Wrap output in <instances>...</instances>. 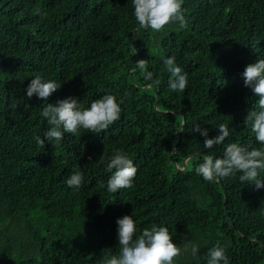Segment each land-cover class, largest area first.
<instances>
[{
    "label": "trees",
    "instance_id": "trees-1",
    "mask_svg": "<svg viewBox=\"0 0 264 264\" xmlns=\"http://www.w3.org/2000/svg\"><path fill=\"white\" fill-rule=\"evenodd\" d=\"M182 13L187 28L153 32L139 26L132 0H0V264H102L120 254L125 215L137 237L155 224L182 249L198 246L174 264H208L218 244L229 264H264V188L240 173L210 182L195 171L203 155L223 158L229 143L264 149L245 124L260 109L243 77L264 59V0H182ZM167 57L187 73L184 92L169 87ZM36 76L61 87L46 101L28 98ZM105 94L123 99L107 130L35 142L51 127L48 103L75 97L83 109ZM196 123L207 138L221 123L230 135L205 149ZM117 151L137 173L131 188L110 193L106 165ZM76 171L79 190L66 183Z\"/></svg>",
    "mask_w": 264,
    "mask_h": 264
},
{
    "label": "clouds",
    "instance_id": "clouds-1",
    "mask_svg": "<svg viewBox=\"0 0 264 264\" xmlns=\"http://www.w3.org/2000/svg\"><path fill=\"white\" fill-rule=\"evenodd\" d=\"M134 15L139 26L160 32L166 26L178 23L180 29L187 28V21L182 13V0H132ZM133 47L132 55L136 53ZM166 70L171 74L169 87L175 92H184L188 86V76L180 66L175 63L174 57L164 59ZM139 69L147 67V60L136 61ZM244 84L250 87L255 96L259 97V111L252 110L248 113L245 124L251 123V131L255 139L264 144V59H259L254 64L246 66L243 73ZM151 78V73H147ZM159 83V81H157ZM61 87L55 81H45L40 76L31 80L27 87L26 95L31 98L34 94L47 100ZM112 94H105L94 100L89 108H81L79 99L68 97L58 101L56 105L48 103L43 108L42 116L47 119L51 127L44 133V138L34 137L35 142L44 146L46 141L59 144L65 133L77 134L82 128L85 131L99 135L121 118V104ZM220 134L215 138L208 137V129L201 128L200 123L194 124L191 131L199 132L206 139L205 149H212L214 145H221L228 138L229 127L223 123L217 126ZM106 170L112 172L107 181V191L116 193L123 188H131L137 169L133 160L126 153L117 151L106 165ZM114 170V171H113ZM259 170H264V149L251 148L229 143L224 148L223 158H214L212 155H203V162L195 168L197 174L202 175L206 181L220 182L225 178L234 177L238 173L239 180L247 184H255L257 189L264 188V179L259 178ZM67 186L79 190L83 184V175L74 172L66 181ZM118 240L120 254L105 257L102 264H174V260L187 253L189 248L192 256H196L198 246L189 242L183 249L172 240V234L166 226L152 225L144 228L136 236V223L132 216L125 215L118 218ZM229 264L225 249L219 244L209 252L208 264Z\"/></svg>",
    "mask_w": 264,
    "mask_h": 264
},
{
    "label": "water",
    "instance_id": "water-1",
    "mask_svg": "<svg viewBox=\"0 0 264 264\" xmlns=\"http://www.w3.org/2000/svg\"><path fill=\"white\" fill-rule=\"evenodd\" d=\"M184 124H185V118H184V120H183V123H182L180 129H179V135L182 133V129H183ZM189 157H190V156L185 157V158H183L180 162L175 163L176 166H180L181 164L186 165V162H187V160L189 159Z\"/></svg>",
    "mask_w": 264,
    "mask_h": 264
}]
</instances>
